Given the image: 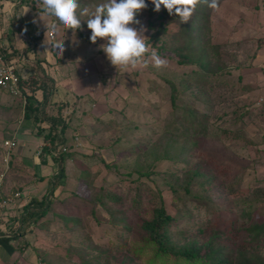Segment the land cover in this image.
Here are the masks:
<instances>
[{
	"label": "rangeland",
	"instance_id": "rangeland-1",
	"mask_svg": "<svg viewBox=\"0 0 264 264\" xmlns=\"http://www.w3.org/2000/svg\"><path fill=\"white\" fill-rule=\"evenodd\" d=\"M101 2L80 0L82 9ZM145 2L135 17L140 23L130 26L146 29L149 62L117 67L104 53L106 96L100 107L75 114L63 142L79 155L38 221L25 264H156L142 223L161 205L158 196L174 216L170 243L176 249H204L211 241L235 262L264 259V239L252 240V221L242 223L240 213L245 201L256 204V215L264 211V0H217L216 8L201 5L186 23ZM80 18L82 28L70 29L68 46L82 41L81 30L91 36L87 17ZM153 51L167 66H153ZM25 102L0 88V169L4 140L17 128L28 142L25 163L33 165L28 154L38 148L26 126L35 119L24 117ZM46 182L25 192L42 195ZM138 191L142 205L134 212ZM150 192L157 198L149 200ZM210 214L220 222L215 231L208 228ZM7 221L14 224V217ZM137 245L145 252L136 253Z\"/></svg>",
	"mask_w": 264,
	"mask_h": 264
},
{
	"label": "crops",
	"instance_id": "crops-1",
	"mask_svg": "<svg viewBox=\"0 0 264 264\" xmlns=\"http://www.w3.org/2000/svg\"><path fill=\"white\" fill-rule=\"evenodd\" d=\"M53 23H56L57 27L55 37L51 38L49 36L51 28L47 30L46 24ZM84 33L83 30L79 33L82 38L80 43L68 46L67 37L70 29H66L54 17L44 15L41 0H0V44L8 47L10 53H14L13 57L17 61L22 78L28 80L33 76L48 77L54 83L49 102L70 101L72 105L80 108L78 113L92 104L100 107L107 92V61L103 56L105 52L98 41L92 43L90 38L84 37ZM62 39L64 51L61 53L59 47L55 45ZM94 45L97 51L93 50L90 53ZM27 89L29 90L28 87ZM36 95L41 98L42 92L37 91ZM24 122L25 120L20 122V127ZM31 123L28 122L26 130L34 134L33 141L38 148L34 154H28L33 156V165L28 166L25 163L27 153L24 152V148L28 146V142L22 136L21 129L17 128L8 137L16 136L20 145L14 149L13 165L16 168L7 178L5 191L21 192V196L11 205L12 211L8 213L10 215L17 213L20 217L24 214L21 207L29 203L32 197L37 196L25 192V188L47 180L42 193L44 195L48 192L53 176L57 172L52 159L45 164L41 162L39 154L44 139L37 133L36 120L33 125ZM8 225L5 218L0 219V264H25L22 261H26L25 257L33 248L24 246L23 251H19L16 246L22 243L21 240H4V237L14 235L7 232ZM21 225L20 222L19 226ZM30 239H33L31 235Z\"/></svg>",
	"mask_w": 264,
	"mask_h": 264
},
{
	"label": "trees",
	"instance_id": "trees-1",
	"mask_svg": "<svg viewBox=\"0 0 264 264\" xmlns=\"http://www.w3.org/2000/svg\"><path fill=\"white\" fill-rule=\"evenodd\" d=\"M204 4L205 3L203 2L198 4L194 12L197 13L201 11L199 10V8ZM190 26L192 27L193 23H191ZM13 55L14 53H11L10 57H13ZM20 84L24 87L26 95L24 117H32L36 120L37 133L42 135L44 139L43 142L51 141L52 143H55L56 141H59L61 143H64L63 141L67 138V131L69 130L73 123V120L75 119V114H77L78 108L72 105L70 101L60 100L49 102L50 95L54 89V83L48 77L43 76V78H36L35 76H33L28 80L21 77ZM27 87L29 88V90L27 89ZM37 91L42 92L41 98L37 97ZM190 128L194 130L198 129L194 122L190 124ZM67 146L69 149L66 151L59 149V156L56 157L52 155L50 146H48L47 144L43 145L39 154L41 162L45 164L49 161V159H52L57 171L52 179L53 189H49L48 192H46L41 197H32L29 203L21 207L24 212L23 216L20 217L19 214L9 216L14 217V224L8 223L9 225L6 226V229L8 233L14 235H12V237H4L3 239L6 241H12V239H17V241L21 240L22 243H18V245L16 246L19 251H23L24 246H30L35 249V244L33 243L34 241L33 239H30V235L33 237L34 231L38 229V221H40L48 214L52 200H54L55 198L54 195L56 194V191H60L61 188V190H63L64 185H66L68 182V165L71 161L74 160V158H76L77 155H79V153L75 150H71L70 145L67 144ZM2 151L4 152V148ZM13 159L14 151L11 153L10 157V169L6 173L3 182L4 194H7L5 191L7 178L16 168L13 165ZM197 172L201 176H204V174H206L205 171H202V173L201 169H198ZM141 173L142 175H145L144 172ZM222 175H224V178H226L225 171ZM212 178L214 180V177ZM107 192L108 191H104L102 195L107 196ZM149 195H151L149 197V200L157 198L154 192H150ZM158 197L162 201L161 205L157 208H154V214L151 219L145 220L142 223V227L144 228V230L148 231L150 234L148 238L147 250H150L151 255L153 256L151 261L155 262L156 264H264L263 258H256L254 260L251 258L248 260L235 262L231 259L232 256H229L227 254L224 255L219 250H215L213 249V247H210L211 241L210 246H206L204 249H198L197 245L176 249L170 243V231L173 227L174 216H172L167 211L163 203L162 196ZM112 199H114V197H112ZM262 199H264V197ZM132 201L134 203L133 208L135 212L139 210V206L142 205L140 191L135 194V196L132 198ZM255 205H253V203L251 202H243L240 207V213L243 219L242 223L245 224L246 219L252 221V224L248 226V231L252 234V240L258 242L264 239V211L262 212V214L257 213L256 215L255 212L257 211V208ZM217 209L218 208H216V216L219 217L220 211H217ZM93 213H96L95 210L93 211ZM214 217L215 214H210V216L206 217L210 221V224H208V228L213 231H215L220 225V222L217 221V219H215ZM20 222L22 223L21 227L19 226ZM198 224L200 227V223ZM215 224L217 226H215ZM204 229L207 230L206 228ZM121 245L126 246L123 249H126L128 247L127 243ZM133 247L134 248L132 249L134 251L135 248L137 249L135 251L136 253H144L145 251L142 250L146 249V246H143L141 249L139 245ZM159 260H161V263L159 262ZM83 264L93 263L83 262Z\"/></svg>",
	"mask_w": 264,
	"mask_h": 264
},
{
	"label": "clouds",
	"instance_id": "clouds-1",
	"mask_svg": "<svg viewBox=\"0 0 264 264\" xmlns=\"http://www.w3.org/2000/svg\"><path fill=\"white\" fill-rule=\"evenodd\" d=\"M155 11L163 5L169 14H176L182 23L189 21L196 6L200 3L207 4L210 8L217 7V0H152ZM43 14L54 17L66 29L73 33L82 28L81 16H86L88 29L91 30L90 40L95 43L98 38H103L106 43L101 45L107 58L115 66H147L148 45L145 39V28L137 29L130 25L139 24L136 14L147 8L145 0H103L92 8H81L80 0H41ZM41 16V15H40ZM42 18V17H41ZM85 20V19H84ZM47 30H56V23L47 25ZM63 40L56 43L60 52L64 51ZM153 66L156 68L167 66V60L157 52L150 53Z\"/></svg>",
	"mask_w": 264,
	"mask_h": 264
},
{
	"label": "built area",
	"instance_id": "built-area-1",
	"mask_svg": "<svg viewBox=\"0 0 264 264\" xmlns=\"http://www.w3.org/2000/svg\"><path fill=\"white\" fill-rule=\"evenodd\" d=\"M49 36L51 38L55 37V31L50 30ZM11 53L7 47L3 44H0V88L6 90L9 94L14 96L23 97L26 99L24 87L20 84L21 74L18 67L17 61L14 57H10ZM76 144L81 145L79 138L76 137ZM19 142L16 136H12L4 140L3 148L4 152L2 155L3 169L0 170V219L5 218V223L8 220V211L11 208L13 202L21 196V192L13 191L11 193H3V182L6 176V173L10 169V157L11 153L18 146ZM48 145L51 148V153L53 156H59V149L63 151L68 150V146L64 143L56 141L55 143L43 142L40 148L43 145Z\"/></svg>",
	"mask_w": 264,
	"mask_h": 264
}]
</instances>
